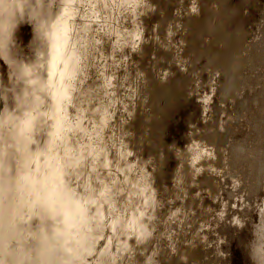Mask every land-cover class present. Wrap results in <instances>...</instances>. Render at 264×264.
I'll list each match as a JSON object with an SVG mask.
<instances>
[{"label": "rangeland", "instance_id": "obj_1", "mask_svg": "<svg viewBox=\"0 0 264 264\" xmlns=\"http://www.w3.org/2000/svg\"><path fill=\"white\" fill-rule=\"evenodd\" d=\"M0 8L3 264H264V0Z\"/></svg>", "mask_w": 264, "mask_h": 264}, {"label": "bare ground", "instance_id": "obj_2", "mask_svg": "<svg viewBox=\"0 0 264 264\" xmlns=\"http://www.w3.org/2000/svg\"><path fill=\"white\" fill-rule=\"evenodd\" d=\"M70 7H72V6H70ZM59 26V25H58ZM62 26V25H61ZM70 27V26H69ZM61 28V27H60ZM63 30V29H62ZM65 30V29H64ZM75 33V32H74ZM63 34V33H62ZM59 35V34H58ZM67 35V34H66ZM59 37V36H58ZM65 42V41H64ZM63 44V43H62ZM65 45V44H64ZM53 46V45H52ZM67 46V45H66ZM82 46H84V44L82 45ZM61 47H62V45H61ZM85 50V49H84ZM87 51V50H86ZM86 51H84V52H86ZM54 53V52H53ZM55 57V56H54ZM60 60V59H59ZM60 65V64H59ZM58 65V66H59ZM101 72H102V70H101ZM108 72V71H107ZM58 73V72H57ZM104 73V72H103ZM106 74V73H105ZM110 76V75H109ZM108 76V77H109ZM107 77V76H106ZM110 78V77H109ZM67 83V82H66ZM103 83V82H102ZM68 85V84H67ZM120 87H122V86H120ZM114 91V90H113ZM117 92V91H116ZM108 93V92H107ZM136 94V93H135ZM106 96V95H105ZM136 97V96H135ZM110 99V98H109ZM96 104V103H95ZM100 124V123H99ZM58 163V162H57ZM49 164V163H48ZM57 165V164H56ZM59 166V165H58ZM69 166V165H68ZM49 168V167H48ZM68 168V167H67ZM75 170V169H74ZM72 173V172H71ZM46 174V173H45ZM50 179V178H49ZM48 179V180H49ZM60 179V178H59ZM71 182V181H70ZM69 182V183H70ZM55 184V183H54ZM60 185V184H59ZM50 187V186H49ZM59 188V187H58ZM21 191H22V189H21ZM23 191H24V189H23ZM22 191V192H23ZM50 192V191H49ZM61 192V191H60ZM36 194V193H35ZM67 194V193H66ZM39 195V194H38ZM62 195H63V193H62ZM68 195V194H67ZM60 198H61V196H60ZM39 199V198H38ZM59 199V198H58ZM57 200V199H56ZM32 201V200H31ZM40 201V200H39ZM55 203V202H54ZM75 204H77V203H75ZM44 205H45V203H44ZM58 232V231H57ZM67 236V235H66Z\"/></svg>", "mask_w": 264, "mask_h": 264}, {"label": "clouds", "instance_id": "obj_3", "mask_svg": "<svg viewBox=\"0 0 264 264\" xmlns=\"http://www.w3.org/2000/svg\"><path fill=\"white\" fill-rule=\"evenodd\" d=\"M5 0H0V6L4 4ZM0 13H2V8H0ZM0 264H3L2 261H0Z\"/></svg>", "mask_w": 264, "mask_h": 264}]
</instances>
